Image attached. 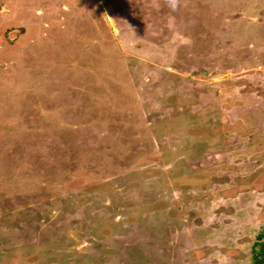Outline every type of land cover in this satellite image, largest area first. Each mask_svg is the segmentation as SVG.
I'll return each mask as SVG.
<instances>
[{
    "label": "rangeland",
    "instance_id": "obj_1",
    "mask_svg": "<svg viewBox=\"0 0 264 264\" xmlns=\"http://www.w3.org/2000/svg\"><path fill=\"white\" fill-rule=\"evenodd\" d=\"M0 264H264V0H0Z\"/></svg>",
    "mask_w": 264,
    "mask_h": 264
}]
</instances>
